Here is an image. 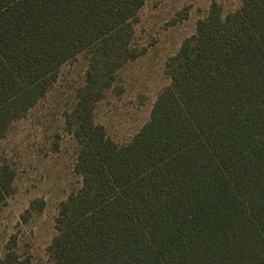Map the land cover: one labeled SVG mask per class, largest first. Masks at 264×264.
Returning <instances> with one entry per match:
<instances>
[{"label":"trees","instance_id":"trees-1","mask_svg":"<svg viewBox=\"0 0 264 264\" xmlns=\"http://www.w3.org/2000/svg\"><path fill=\"white\" fill-rule=\"evenodd\" d=\"M146 1L0 0V140L61 65L88 54L67 122L81 183L59 206L49 258L264 264V0H240L224 18L212 3L167 60L170 84L149 120L117 145L92 112L116 70L138 56L131 39ZM12 181L1 167L0 203Z\"/></svg>","mask_w":264,"mask_h":264},{"label":"rangeland","instance_id":"rangeland-1","mask_svg":"<svg viewBox=\"0 0 264 264\" xmlns=\"http://www.w3.org/2000/svg\"><path fill=\"white\" fill-rule=\"evenodd\" d=\"M212 3L221 18L241 5L240 0H148L140 8L131 39L138 56L116 70L92 112L112 142L129 143L149 120L157 96L170 84L167 60L195 33ZM87 68L86 52L61 65L49 90L0 140V168L13 172L12 190L0 203V257L14 255L15 264H53L47 247L59 206L81 183L74 172L79 145L67 122Z\"/></svg>","mask_w":264,"mask_h":264}]
</instances>
